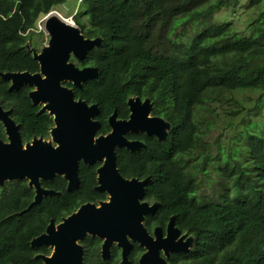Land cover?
Wrapping results in <instances>:
<instances>
[{
    "label": "trees",
    "instance_id": "1",
    "mask_svg": "<svg viewBox=\"0 0 264 264\" xmlns=\"http://www.w3.org/2000/svg\"><path fill=\"white\" fill-rule=\"evenodd\" d=\"M65 1L0 0V73L39 71L27 44L38 49L43 33L33 30L36 21ZM261 1L80 0L73 14L81 33L100 41L76 65L97 74L80 87L64 84L76 99L98 105L96 134L109 132L113 112L127 118L134 96L148 99L151 114L168 124L164 138L128 132L143 145L116 147V163L126 178L149 177L143 200L158 207L145 216L148 230L165 228L173 216L192 237L189 250L171 254V264H264V8L255 10ZM223 9L254 10L249 27L236 30L218 13ZM32 88H11L0 75V105L24 143L48 138L54 126L30 98ZM0 140H7L1 121ZM99 166L80 161L72 189L63 175L41 179L53 193L36 203L27 178L0 184V264H44L41 255L51 247L31 240L81 204L107 199L97 188ZM82 243L85 264L118 263L116 246L104 260L100 238L86 235ZM142 251L135 243L129 264H140Z\"/></svg>",
    "mask_w": 264,
    "mask_h": 264
},
{
    "label": "water",
    "instance_id": "2",
    "mask_svg": "<svg viewBox=\"0 0 264 264\" xmlns=\"http://www.w3.org/2000/svg\"><path fill=\"white\" fill-rule=\"evenodd\" d=\"M67 21L60 14L46 21L51 34L50 44L41 54L33 52V57L39 62V71L0 73L4 79L10 80L11 88L17 89L24 84L33 87L29 96L34 104H40L42 110L53 116L51 133L56 141V145L39 140L33 142V139L24 143L19 125L10 116V111L0 105V121L7 137L6 141L0 140V184L6 180L27 178L35 189L33 202L36 203L43 195L53 193L42 187L41 179L63 175L68 181V189H72L79 184L80 161L86 164L100 162L97 188L106 191L110 199L83 203L60 222L51 221L45 232L31 240V245L53 247L51 257L41 255L45 264H83L84 250L79 241L86 235L97 236L103 240L101 255L104 260L116 242L121 248L119 264H128L131 242L136 241L146 248L140 264H170L159 251L162 249L166 256L175 251H187L188 241L183 240V232L175 225L173 216L167 223L165 237L161 227L154 228L155 238L149 234L144 218L154 214L158 207L157 202L150 204L143 200L149 177L126 178L116 163V147L136 149L143 145L138 139L127 138L126 133L145 131L164 138L166 135L161 132L167 123L163 118L149 114L152 104L148 99L142 102L139 96H134L127 102L129 117L117 118L113 112L108 118L109 132L96 134L100 126L95 119L99 113L98 105L76 99L73 88L64 82L80 87L87 79L96 76V67L80 68L69 58L72 54L77 60H82L88 50L99 45L100 41L85 37L72 22Z\"/></svg>",
    "mask_w": 264,
    "mask_h": 264
},
{
    "label": "rangeland",
    "instance_id": "3",
    "mask_svg": "<svg viewBox=\"0 0 264 264\" xmlns=\"http://www.w3.org/2000/svg\"><path fill=\"white\" fill-rule=\"evenodd\" d=\"M79 1L80 0H66L61 5L55 6L50 12H48L46 14L49 15L52 12L53 14L58 15L57 14V12H58L61 16L66 18L69 22L72 21V23H73L72 25L77 27V25L73 21V14L75 13V11L77 9ZM263 8H264V0L259 2V4L255 7V10L260 11ZM253 11L254 10L248 11V12L247 11L241 12L240 15L239 14H236V15L231 14L230 15V12L228 10L223 9L222 11H219L218 13L225 16V17L228 16L231 19V21L234 23L236 30H238L239 32H242V31L246 30V28L249 27V21L252 17ZM45 15H42V16H40V18H38V20L36 21V25L33 28V30H35V31H42V33H43L42 44L39 45L38 49L31 47L29 45V43L27 44L29 49L32 51V53L34 52L36 54H41L44 51V49L47 48L50 44L51 34L49 33V31L47 30V27H46V21L48 20L49 16L45 17ZM38 39H40V37H38ZM76 60H77L76 57L71 54L69 61L76 64ZM145 100L146 99H142V102H144ZM42 105H44V103H42ZM149 114L152 115L151 110H150ZM167 130H168V125L166 124V127L162 128L161 133L163 134V136L166 135ZM51 132H52V130L50 131L48 138H36V139H33L32 141L34 142L35 140H39V141H43L45 143L56 145V141L54 140ZM109 199H110V196L108 195L106 200L108 201ZM181 236H183V240L188 241L189 248H190L192 245V242H193L192 237L190 235H188L187 233H184V232L182 233ZM53 251H54V249H53V247H51L50 254L45 256V257H51L53 254ZM101 253H102V247H101ZM44 264H45V262H44Z\"/></svg>",
    "mask_w": 264,
    "mask_h": 264
},
{
    "label": "flooded vegetation",
    "instance_id": "4",
    "mask_svg": "<svg viewBox=\"0 0 264 264\" xmlns=\"http://www.w3.org/2000/svg\"><path fill=\"white\" fill-rule=\"evenodd\" d=\"M129 114H130V111H129ZM128 117H129V115H128ZM127 117V118H128ZM122 119V118H121ZM123 119H126V118H123ZM98 120V119H97ZM99 121V120H98ZM126 135V137L127 138H129L128 136H127V133L125 134ZM129 139H132V138H129ZM108 196V195H107ZM106 200V199H105ZM146 201V200H145ZM147 202H149L150 204H152V203H155L154 201H147ZM148 215H152V214H148ZM146 216V215H145ZM144 221H145V218H144ZM144 226H145V224H144ZM167 226V225H166ZM146 227V226H145ZM155 227H161V226H155ZM155 227H153V229L152 230H148L147 229V227H146V229H147V231L149 232V234L152 236V237H154L155 235H154V228ZM166 228L167 227H165V228H162L161 227V233H162V236L163 237H165L166 236ZM155 238V237H154ZM82 241H83V239L81 240V241H79L80 242V244L83 246V250H84V245H83V243H82ZM102 242H103V240L101 239V243H100V255H101V246H102ZM132 243V247H131V249H130V251H129V253L131 252V250H133V248H134V246H135V243H138V242H136V241H132L131 242ZM139 244V243H138ZM142 248H143V251H142V253L140 254V256H139V258H138V262L140 263V258H141V256L144 254V252L146 251V248L143 246V245H141V244H139ZM117 247L118 248V250H119V260H118V263L117 264H119L120 263V261H121V248L117 245V243L116 242H114L112 245H111V247H110V249H109V257L107 258V259H109L111 256H112V251H113V248L114 247ZM159 253H160V255L161 256H163V257H165V259L168 261V259L170 258V256H171V254L173 253V252H171L168 256H166L165 255V252L161 249L160 251H159ZM50 254V253H49ZM48 254V255H49ZM101 258H102V255H101ZM103 259V258H102ZM106 259V260H107ZM128 260H129V254H128ZM169 262V261H168ZM170 263V262H169ZM83 264H85V262H84V252H83ZM128 264H129V262H128ZM171 264V263H170Z\"/></svg>",
    "mask_w": 264,
    "mask_h": 264
},
{
    "label": "bare ground",
    "instance_id": "5",
    "mask_svg": "<svg viewBox=\"0 0 264 264\" xmlns=\"http://www.w3.org/2000/svg\"><path fill=\"white\" fill-rule=\"evenodd\" d=\"M57 14H59L58 12H57ZM58 16V15H56V14H53V13H51V14H49V17H51V16ZM67 22H69V21H67Z\"/></svg>",
    "mask_w": 264,
    "mask_h": 264
},
{
    "label": "built area",
    "instance_id": "6",
    "mask_svg": "<svg viewBox=\"0 0 264 264\" xmlns=\"http://www.w3.org/2000/svg\"><path fill=\"white\" fill-rule=\"evenodd\" d=\"M47 16H48V14L45 15V17H47ZM71 22H72V21H71Z\"/></svg>",
    "mask_w": 264,
    "mask_h": 264
}]
</instances>
